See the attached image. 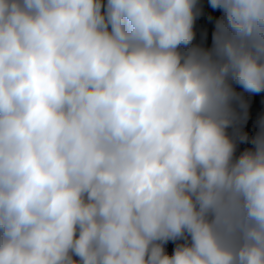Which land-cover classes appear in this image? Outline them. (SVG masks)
Listing matches in <instances>:
<instances>
[{
  "label": "clouds",
  "instance_id": "obj_1",
  "mask_svg": "<svg viewBox=\"0 0 264 264\" xmlns=\"http://www.w3.org/2000/svg\"><path fill=\"white\" fill-rule=\"evenodd\" d=\"M209 5L0 0V264H264V0Z\"/></svg>",
  "mask_w": 264,
  "mask_h": 264
},
{
  "label": "rangeland",
  "instance_id": "obj_2",
  "mask_svg": "<svg viewBox=\"0 0 264 264\" xmlns=\"http://www.w3.org/2000/svg\"><path fill=\"white\" fill-rule=\"evenodd\" d=\"M199 15L194 24L195 39L193 44L208 48L212 45V35L216 18L221 15L219 10H213L209 5V0H197ZM238 97L233 101V108L237 114V122L228 129L230 135L237 140L236 155L246 148H251V138L259 130V121L264 118V92L251 93L239 86H234ZM247 133L248 142H241L239 136ZM183 241H169L165 245L167 253L171 254L177 243Z\"/></svg>",
  "mask_w": 264,
  "mask_h": 264
}]
</instances>
